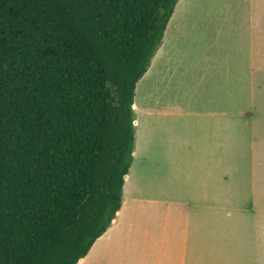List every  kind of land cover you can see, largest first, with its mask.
I'll return each instance as SVG.
<instances>
[{
  "label": "trees",
  "instance_id": "trees-1",
  "mask_svg": "<svg viewBox=\"0 0 264 264\" xmlns=\"http://www.w3.org/2000/svg\"><path fill=\"white\" fill-rule=\"evenodd\" d=\"M177 1L0 0V264H76L116 218Z\"/></svg>",
  "mask_w": 264,
  "mask_h": 264
},
{
  "label": "crops",
  "instance_id": "crops-1",
  "mask_svg": "<svg viewBox=\"0 0 264 264\" xmlns=\"http://www.w3.org/2000/svg\"><path fill=\"white\" fill-rule=\"evenodd\" d=\"M180 2L184 12L186 2L178 0L173 13ZM173 13L160 47L146 73L137 82L144 81L156 64L158 74L163 71V90L153 93L154 83L147 81L148 96L156 98L147 104L144 99L149 97L136 102L137 84L135 86L133 150L124 176L120 210L105 233L76 264H264V232L259 229L256 235L249 233L244 221L236 219L235 208L227 206L233 203V192L219 184L211 171L205 170L217 166L218 152L225 151V147L212 143L201 145L198 137L194 143H189L187 136L190 121L199 124L205 120L203 117L224 119L233 114L217 111V108L213 111L195 110L192 103L211 104L195 97L186 105L183 99L171 102L172 99L163 98L165 88L172 82L170 78L164 81L165 69L167 75L174 69L173 65L181 64V60L169 57V50L163 45ZM203 20L209 19L182 16V26L178 29L182 35V50L178 52L182 54L184 83H188L190 73L189 82H203L207 75L200 67L202 61L196 56L205 53L206 59L211 60L215 53L212 42L203 50L194 48L197 36L203 33V26H200ZM204 28V33L209 35L210 26ZM248 63H251L250 52ZM233 68L232 65L227 67V75ZM251 83L249 79L248 101H251ZM176 121H182V129L165 134L162 126L168 124L166 128L171 129ZM154 125L157 130L152 133H158L156 141L150 139V128ZM166 138L173 144H166ZM184 172H190L194 180L187 186H182ZM246 211L256 212L254 209ZM254 227L256 230V224ZM243 228L248 232L244 233Z\"/></svg>",
  "mask_w": 264,
  "mask_h": 264
},
{
  "label": "rangeland",
  "instance_id": "rangeland-1",
  "mask_svg": "<svg viewBox=\"0 0 264 264\" xmlns=\"http://www.w3.org/2000/svg\"><path fill=\"white\" fill-rule=\"evenodd\" d=\"M184 2H186L184 12L180 2L173 13L163 41L165 50H169V57L181 60V64L173 65L174 69L167 75L166 69L164 71V81H169L170 78L172 82L165 88L166 94L163 98L166 96V99H172L171 102L183 99L186 105L195 97L197 100H207L211 103H192L191 107L195 110L213 111L217 108V111L224 110L233 114L224 119L203 117L205 120L199 124L190 121L187 136L190 139L189 143H194L198 137L201 145L212 143L225 147V151L218 152L217 166L205 170L211 171L219 184L233 192V203L227 206L230 208L233 206L236 219L241 218L242 223L244 221L248 226L249 233L256 235L259 229L261 233L264 232V0H184ZM182 16L209 19L200 21L203 33L197 36L194 44V48L201 47L203 50L212 42V49L215 51L211 60L206 59L205 53L196 56L198 61H202L200 67L207 75L200 83L189 82L191 73L187 78L188 83L182 82V54L178 52L182 50V35L178 33L182 26ZM205 26L212 29L209 35L204 33ZM231 65L234 66L233 71L227 75L226 69ZM161 72L163 74V71ZM158 73L154 64L144 81L137 84L136 102L146 97L149 98L144 99V103L155 101L156 98L148 96L146 82L154 83L153 93L161 92L164 84L162 74ZM249 79L252 81L251 101L246 97ZM167 125L162 126L167 135L183 127L182 121L174 122L171 129H167ZM156 130V125L150 128V139L154 141L158 133L152 131ZM165 141L168 145L173 144L167 138ZM193 181L190 172L183 173L182 186H187ZM253 209L256 212L246 211ZM242 230L244 233L248 232L245 228ZM253 241L251 237V243Z\"/></svg>",
  "mask_w": 264,
  "mask_h": 264
}]
</instances>
